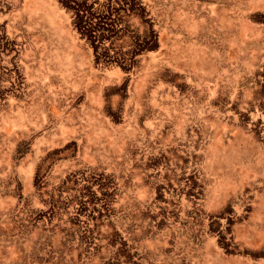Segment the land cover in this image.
<instances>
[{"label": "rangeland", "instance_id": "obj_1", "mask_svg": "<svg viewBox=\"0 0 264 264\" xmlns=\"http://www.w3.org/2000/svg\"><path fill=\"white\" fill-rule=\"evenodd\" d=\"M41 227L71 263L264 264V0H0V264H49Z\"/></svg>", "mask_w": 264, "mask_h": 264}, {"label": "water", "instance_id": "obj_2", "mask_svg": "<svg viewBox=\"0 0 264 264\" xmlns=\"http://www.w3.org/2000/svg\"><path fill=\"white\" fill-rule=\"evenodd\" d=\"M15 172V169L11 170L12 175ZM52 235L53 231L51 229L41 227L31 254L28 256L27 254H24V257L21 260L22 262L20 263L25 262L23 260H28V258H37L38 255L41 254V257H43L44 259L46 258V262H48L49 264H79V261L74 263H71L69 261L68 256L70 254V250L61 245H55L53 243ZM1 248L4 249V246H2ZM90 255L91 254L88 250L83 251L80 264H84L85 261H87V259L90 257Z\"/></svg>", "mask_w": 264, "mask_h": 264}, {"label": "bare ground", "instance_id": "obj_3", "mask_svg": "<svg viewBox=\"0 0 264 264\" xmlns=\"http://www.w3.org/2000/svg\"><path fill=\"white\" fill-rule=\"evenodd\" d=\"M235 33V32H234Z\"/></svg>", "mask_w": 264, "mask_h": 264}]
</instances>
